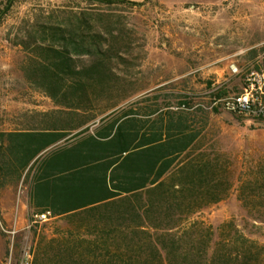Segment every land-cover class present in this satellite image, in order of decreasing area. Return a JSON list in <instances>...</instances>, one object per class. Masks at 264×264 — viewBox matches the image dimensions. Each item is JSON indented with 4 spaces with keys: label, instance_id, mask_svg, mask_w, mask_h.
<instances>
[{
    "label": "trees",
    "instance_id": "trees-1",
    "mask_svg": "<svg viewBox=\"0 0 264 264\" xmlns=\"http://www.w3.org/2000/svg\"><path fill=\"white\" fill-rule=\"evenodd\" d=\"M107 1L42 8L9 34L25 53L23 76L55 106L0 131V188L24 186L29 214L67 219L32 246L30 264H264L254 232L202 216L236 190L264 223V161L239 168L211 146L205 107L182 95L177 109L159 95L128 102L131 43L99 7ZM258 55L251 49L252 74L264 69ZM206 89L215 102L231 96L224 83Z\"/></svg>",
    "mask_w": 264,
    "mask_h": 264
},
{
    "label": "rangeland",
    "instance_id": "rangeland-1",
    "mask_svg": "<svg viewBox=\"0 0 264 264\" xmlns=\"http://www.w3.org/2000/svg\"><path fill=\"white\" fill-rule=\"evenodd\" d=\"M64 5L85 6L87 2L16 0L2 13L5 0H0V25L8 40L1 47L0 131L19 127L26 112L55 106L23 76L25 53L9 34L13 37L21 22L32 18L37 10ZM99 7L110 12L109 21L121 19L118 23L126 42L131 43L128 51H123L131 59L129 75L136 79L132 89L137 92L128 102L147 98L145 103H154L159 95L169 98L177 109L182 95L189 103L205 107L211 146L227 153L239 168L264 161V121L227 108L228 101L247 83L259 80L264 89V69L250 73L254 62L250 63L249 57L256 48V63L264 60V0H114L100 2ZM208 80L230 89L229 98L217 101L218 111L212 109L217 102L206 89ZM196 115L201 117L200 112ZM28 210L26 187L9 184L0 188V264H13L16 250L21 264H30L32 246L43 235L52 237L67 224L64 217L40 218ZM202 216L215 227L234 218L239 227L251 230L264 243V223L249 218L236 190Z\"/></svg>",
    "mask_w": 264,
    "mask_h": 264
},
{
    "label": "built area",
    "instance_id": "built-area-1",
    "mask_svg": "<svg viewBox=\"0 0 264 264\" xmlns=\"http://www.w3.org/2000/svg\"><path fill=\"white\" fill-rule=\"evenodd\" d=\"M263 84L258 80L245 86L244 90L228 101L227 108L252 120L264 119Z\"/></svg>",
    "mask_w": 264,
    "mask_h": 264
},
{
    "label": "crops",
    "instance_id": "crops-1",
    "mask_svg": "<svg viewBox=\"0 0 264 264\" xmlns=\"http://www.w3.org/2000/svg\"><path fill=\"white\" fill-rule=\"evenodd\" d=\"M7 36H6V32H5V30L3 29V26L2 25H0V61H1V47L2 46H6V44H7ZM263 93L262 94H264V89H263V91H262ZM262 97L264 98V95H262ZM28 198H29V196H28Z\"/></svg>",
    "mask_w": 264,
    "mask_h": 264
}]
</instances>
